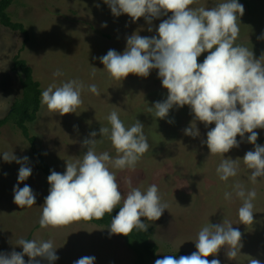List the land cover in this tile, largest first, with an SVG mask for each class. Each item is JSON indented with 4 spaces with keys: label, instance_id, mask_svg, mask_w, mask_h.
<instances>
[{
    "label": "rangeland",
    "instance_id": "rangeland-1",
    "mask_svg": "<svg viewBox=\"0 0 264 264\" xmlns=\"http://www.w3.org/2000/svg\"><path fill=\"white\" fill-rule=\"evenodd\" d=\"M220 0H197L191 7H214ZM244 14L238 21L240 34L236 43L252 49L256 58L264 54V0H239ZM7 12L11 19L24 25L29 40L22 47L23 35L0 24V118L4 117L21 93L19 75L12 70L13 56L19 55L31 67L33 77L44 90L49 84L59 85L69 79H78L85 84L83 103L77 113L60 116L50 112L40 102L36 119L28 124L35 146L42 153L51 169H66V160H82V141L91 131H97V152L108 151L115 157L111 141L99 138L101 126L110 127L106 117L115 110L126 126L139 119L150 144L149 150L138 161L134 170L111 169L117 174L122 195H127L129 183L146 190L150 184L159 187L163 202L167 203L162 216L146 220L151 230L150 239L157 247L160 258L176 253L184 256L197 251L195 239L201 227L220 224L223 220L233 223L241 232L242 248L236 260L229 259L222 247L208 260L219 259L221 264H249L253 259L264 264V178L256 184L249 180L250 171L243 163L244 154L253 149L246 141L238 148L221 155H211L206 144L208 128L197 121L200 136L184 135L183 129L194 119L189 106L170 110L167 119L154 118L148 112L149 106L167 96L158 70H152L147 78L129 74L123 81L112 79L98 57L114 49L122 53L126 48V37L138 32L141 36L156 35L155 28L167 17L154 19L153 31H147L148 23L141 17L135 23L127 14L115 17L103 0H13ZM171 15V13H169ZM106 22L107 26H102ZM208 53L197 58L202 62ZM95 67L93 77L91 71ZM60 69L62 76L53 77ZM95 83L100 96L87 91V85ZM195 123V122H193ZM258 140L264 137V129H256ZM248 134H246L247 136ZM239 140L240 137L238 136ZM257 140V143H258ZM264 144V140L261 143ZM14 152L18 157H29L27 166L32 168L31 176L20 187L28 184L36 195L31 208H20L13 202V186L17 184L20 164L8 163L0 157V253L22 252L17 245L21 238L49 240L57 247L59 259L52 264H74V261L94 256V264H133L134 254L117 235H109L105 226L86 223L82 220L60 227L41 228L39 219L44 198L48 195L47 177L37 168V156L33 154L29 141L11 123L0 129V153ZM46 153V154H45ZM237 159L240 163L238 175L227 182L219 180L216 168L222 159ZM6 173V175H5ZM242 184L245 189L255 188L254 223H240L238 209L242 201L234 198L227 201L226 191H232L233 183ZM91 231V232H89ZM25 261L29 259L24 256ZM41 264H49L37 257ZM155 260L150 264H154Z\"/></svg>",
    "mask_w": 264,
    "mask_h": 264
},
{
    "label": "clouds",
    "instance_id": "clouds-1",
    "mask_svg": "<svg viewBox=\"0 0 264 264\" xmlns=\"http://www.w3.org/2000/svg\"><path fill=\"white\" fill-rule=\"evenodd\" d=\"M103 2L115 17L127 14L133 23L143 17L149 25V32L153 31L154 19L167 17L155 28L156 35L141 36L134 32L126 37V48L122 53L110 49L106 55L98 57L109 76L123 81L129 74L147 78L152 70H158L157 76L167 89V96L149 106L148 112L154 118L167 119L170 110L189 106L194 119L183 132L193 138L200 136L197 121L203 122L206 128L214 123L215 126L206 133V140L201 141L211 155L225 157V153L238 148L246 138L254 146L243 156L244 165L251 170L249 180L256 184L258 178H264V144L257 143L259 133L255 131L264 129V54L256 58L252 49L236 43L240 34L238 21L245 11L243 4L239 0H220L211 8H194L191 6L197 0ZM102 26L106 27V22ZM257 38L264 39V34ZM205 52L208 54L198 63L197 58ZM95 74L93 67L91 75L94 77ZM52 75L59 77L63 72L57 69ZM84 90L85 84L78 79H69L59 85L52 83L42 90L40 102L60 116L77 113L83 103ZM87 91L101 95L95 83L87 85ZM106 119L110 127L101 126L99 138L107 137L117 155L113 157L108 151L97 152V145L103 143V139H97L98 133L94 130L82 141V146L87 148L82 160H66L63 173L50 169L47 177L50 187L39 219L41 228L65 226L80 220H99L105 214H111L109 235L127 236L133 230L147 231L149 225L142 221V217L156 221L168 209L156 184H150L142 191L129 183L127 195H122L117 174L111 169L134 170L150 144L139 119L126 126L115 110ZM167 122L173 123V120L167 119ZM0 157L5 162L15 161L21 165L17 184L13 186V202L20 208H31L36 203L33 189L28 184L19 186L32 174V168L27 166L29 157H18L7 151L0 153ZM239 167L237 159H222L216 168L219 180L227 182L236 177ZM224 198L242 201L238 209L240 223H254L255 188L245 189L235 182L232 191L224 193ZM114 208L119 211L112 216ZM241 235L231 221L210 223L201 227L194 240L197 251L179 258L164 256L156 259L154 264H221L219 259L208 260L207 257L215 256L222 247L229 259L236 260L241 253ZM16 244L22 246V252L0 253V264H41L37 257L52 264L59 259L57 247L51 239L21 238ZM25 255L29 257L27 261ZM95 260L94 256H86L74 264H94ZM249 264L260 262L253 259Z\"/></svg>",
    "mask_w": 264,
    "mask_h": 264
},
{
    "label": "trees",
    "instance_id": "trees-1",
    "mask_svg": "<svg viewBox=\"0 0 264 264\" xmlns=\"http://www.w3.org/2000/svg\"><path fill=\"white\" fill-rule=\"evenodd\" d=\"M12 3L13 0H0V24L23 35V43L20 48L22 49L29 40V34L22 23L13 21L9 16L7 9ZM19 52L13 56L12 70L19 75L21 93L13 100L8 113L0 118V129L7 123H11L17 127L22 135L29 141L33 154L37 156V168L48 177L51 168L45 162L42 153L37 151L35 137L31 136L28 130V124L32 123L37 117V112L40 108L42 89L39 82L34 79L31 67L20 57ZM263 140L264 137L259 139L258 143H261ZM64 171L65 170L57 172L63 173ZM118 211L119 208H114L112 216H115ZM82 221L108 228L111 223V214H105V216L99 220L92 219L89 221ZM117 235L124 241L126 246L132 250L134 254L133 264H150L152 261L160 259L157 253L158 247L150 239V229H147L146 232L133 230L127 236L123 234ZM171 256L179 258L184 255L176 253Z\"/></svg>",
    "mask_w": 264,
    "mask_h": 264
}]
</instances>
